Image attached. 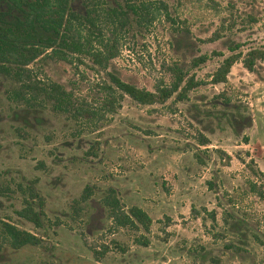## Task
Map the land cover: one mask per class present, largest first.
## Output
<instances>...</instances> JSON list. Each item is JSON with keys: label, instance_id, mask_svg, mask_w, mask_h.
I'll return each mask as SVG.
<instances>
[{"label": "rangeland", "instance_id": "1", "mask_svg": "<svg viewBox=\"0 0 264 264\" xmlns=\"http://www.w3.org/2000/svg\"><path fill=\"white\" fill-rule=\"evenodd\" d=\"M79 3L82 13L75 11L77 18L70 21V28L80 36H89L92 47L115 33L116 56L104 69L93 66L87 57L82 63L40 58L26 66L27 78L38 86L59 83L97 107L102 93L95 84L106 81L108 72L154 91L170 82L171 68L178 66L186 70L187 77L202 82L187 93L185 103L208 104L221 90L232 102H241L252 117L245 132L248 141L244 144L234 138L222 124L212 126V133H204L187 117L185 103L175 102L173 97L161 104L139 105L124 96L114 114L85 121L52 113L49 101L39 96L42 107L35 112L17 111L15 119L2 118L0 124L8 132L0 142V169L10 165L14 171H25L31 160L44 162L43 170L28 169L31 176L39 177L43 227L34 230L17 221L13 210L21 206L22 196L4 193L9 176L2 172L0 195L5 196H0V219L40 235L42 241L13 252L0 235V264H263L264 248L253 235L264 245V63L248 72L236 61L222 84H209V76L221 59L212 51L225 55L232 41L242 43L241 52L264 45V0ZM129 5L133 11L127 10ZM119 8L126 14L122 25L119 14L114 16ZM214 32L217 39L209 41ZM200 55L205 56L204 62L191 67L192 58ZM13 86L11 79L0 77V114L16 104L22 108L5 97ZM34 115H42V124L47 125L37 129L16 125L27 124ZM9 124L19 128L14 132L16 141L6 128ZM197 132L209 140L206 146L196 148L207 157L203 165L192 156ZM78 136L84 137L81 142H77ZM85 138L98 140V154L89 159L92 164L81 160L80 148L88 142L84 143ZM7 140L13 145L10 151ZM249 181L261 184L263 197L248 192ZM86 185L90 197L77 204ZM55 186L62 190H51ZM108 187L120 193L116 195L123 210L134 205L149 216L146 231L112 224L99 205ZM229 212L244 220V237L239 238L222 223L224 213ZM88 223L94 227L86 231ZM139 236L147 240L145 246L137 244ZM228 244L232 248L227 249ZM233 247L240 250L238 254ZM103 248L106 251L95 261L92 251ZM200 252L207 253L204 260L198 256Z\"/></svg>", "mask_w": 264, "mask_h": 264}, {"label": "trees", "instance_id": "2", "mask_svg": "<svg viewBox=\"0 0 264 264\" xmlns=\"http://www.w3.org/2000/svg\"><path fill=\"white\" fill-rule=\"evenodd\" d=\"M127 7L128 11L134 10L131 5ZM81 9L83 7L80 5L79 0H0V77L7 80L11 79L14 82V86L9 91L6 90L5 97L22 105L21 108L16 104L12 109L10 108L7 112L0 114V122L2 118L3 120L15 119L17 111L23 112V114L30 113V111L35 112L37 108L42 107V104L37 101L39 96L49 101L52 113L64 115V117L73 120L90 121L93 118L98 119L99 116L104 114H114L116 108L120 105V99L122 100L124 96L139 105L161 104L170 97H173L175 102L185 103L188 101L187 93L202 84V82L194 80L193 76L187 77L186 70L178 66L171 68L170 82L165 86L156 87L154 91L138 88L108 72L106 81L95 84L96 89L102 93L97 107L93 106L89 99L75 97L71 89H66L59 83L49 82L46 86H38L37 82L26 77V66L36 59L47 58L66 63H70L74 59L78 63H82L83 57H87L93 66L104 69L107 63L116 56L118 49L115 33H111L106 40H100L97 44L98 47H92L91 41L88 39L89 36H80L75 29L70 28V21L77 18L75 11L82 13ZM87 14L88 12L85 13V15ZM117 14H119V25H122V22L126 19V14L121 8H119V13H114V16ZM81 15V18H86L84 14ZM248 17L251 22H255L253 17ZM216 39L217 32H214L208 40L214 41ZM242 46V43L232 41L226 46L227 54L211 52L213 55L221 57V59L209 76V84L224 83L231 66L236 61H240L242 67L248 72H253L257 63H264V45L248 47L244 52H241ZM204 60L205 56L202 55L194 57L190 61V66L195 67L203 63ZM205 103H185L187 117L200 125L201 131L212 133V126L219 127L218 124H222L228 128L234 138L244 144L247 143L248 139L245 132L252 125V117L245 111L241 102H232L231 98L221 90L212 96L208 104ZM42 121V115H34L29 118L27 124L20 123L16 125L37 129L40 126L47 125L42 124ZM205 124H208V126L205 127ZM12 125L14 124H9V127L6 128H9V131L13 134L12 139L16 141L17 137H14V132L19 131V128ZM60 127H64V124ZM0 129V142H3V137L7 136L5 132L8 131L5 130L3 124H0ZM196 135L195 143L197 146H194L195 151L192 156L197 164L203 165L207 157L196 148L206 146L209 144V140L202 132H197ZM83 138L78 136L76 138L79 139L77 142H81ZM9 140H7V143H10ZM86 140L89 139L85 138L84 143ZM95 141L98 140L88 141L85 146L80 148L82 162L92 164L89 159L98 154V143ZM11 147H13L12 143L8 145L7 150L10 151ZM1 161L3 159L0 158ZM27 164L25 171L18 169L14 171L13 166L10 165L0 169V173L9 176V178L7 177L9 181L3 187V191L4 193H6L5 191L17 192L18 195L22 196L21 206L13 210L17 221L31 229H41L43 227L42 221L45 219L44 198L39 191V177L31 176L33 173H28V169L30 167L34 171L43 170L44 162L42 160H31ZM255 173L262 176L260 172L256 171ZM261 188V184H256L253 181L247 182L248 192L256 194L257 197H263L262 192L259 190ZM51 190L62 189L55 186ZM90 194V187L88 185L83 186L78 195V200L75 202L78 204L86 201ZM116 194L120 196V193L118 194L113 188L108 187L100 199L99 205L106 211L107 218L112 221L115 227L141 228L146 231L151 222L149 216L134 205L123 210ZM6 195H9V193ZM0 196L5 195L1 194ZM224 214L222 223L227 230L238 234L239 238L244 237L241 232L244 220L236 218L230 212ZM209 215L214 219L212 213ZM226 217L230 220L228 221ZM93 227L88 223L85 230L88 231ZM0 235L6 242V248L13 252L26 246L39 245L42 241L40 235L33 234L26 228L18 227L3 219H0ZM253 238L264 248L263 243L255 235H253ZM136 241L141 246L147 244V240L142 236H139ZM228 245L226 246L227 249L232 248V244ZM233 250L237 254L240 251L235 247H233ZM105 251V248L100 252L92 251L95 261ZM206 255L205 252L198 254L201 260H204L207 257Z\"/></svg>", "mask_w": 264, "mask_h": 264}]
</instances>
